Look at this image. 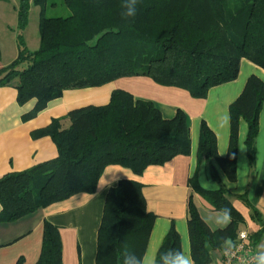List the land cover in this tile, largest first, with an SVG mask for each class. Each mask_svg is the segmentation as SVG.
Segmentation results:
<instances>
[{
	"label": "trees",
	"instance_id": "obj_1",
	"mask_svg": "<svg viewBox=\"0 0 264 264\" xmlns=\"http://www.w3.org/2000/svg\"><path fill=\"white\" fill-rule=\"evenodd\" d=\"M30 1L40 6V45L30 51L19 35L17 56L0 67V86H13L19 104L35 99L24 119L35 117L64 90L100 87L120 77L147 76L202 98L209 88L237 77L240 58L264 69V0H138L137 14L128 20L122 17L124 0H63L70 9L64 17L45 16L47 0H17L21 30L27 24ZM243 85L228 107L224 156L216 152L215 134L206 122L199 125L196 153L215 159L231 181L236 177L239 121L244 119L247 125L244 138L252 162L264 102V82L258 76L249 75ZM160 114L150 100L113 89L107 103L70 109L30 132L33 137L48 135L57 155L0 176V222L79 192L93 193L107 165L140 174L148 165L187 154L186 114L180 109L169 119ZM211 174L216 178L213 170ZM191 185L215 210L227 208L231 214L227 226L212 229L192 199L187 202L192 257L196 264H212V251L221 248L224 238L236 237L241 214L224 187L209 191L194 180ZM142 194V185L133 179H120L108 189L95 236L94 264H119L117 256L125 247L137 255L145 251L155 215L145 207ZM42 225L41 249L34 264H60L58 228L46 220ZM176 232L172 227L165 233L162 250L181 248ZM14 264H23V258Z\"/></svg>",
	"mask_w": 264,
	"mask_h": 264
},
{
	"label": "crops",
	"instance_id": "obj_2",
	"mask_svg": "<svg viewBox=\"0 0 264 264\" xmlns=\"http://www.w3.org/2000/svg\"><path fill=\"white\" fill-rule=\"evenodd\" d=\"M1 54L0 46V67L9 64L17 56L5 58ZM240 59L237 77L209 88L202 98H192L185 89L165 87L147 76H127L100 87L64 90L59 97L49 100L35 117L28 119H24L23 115L33 108L35 99H29L21 105L17 102L13 86H0V176L11 171H24L55 157L57 149L53 140L48 135L33 137L30 132L47 125L51 118L65 116L70 109L107 103L113 89L127 90L135 98L150 100L159 109L160 115L167 119L172 118L177 109L182 110L187 116L190 138V151L187 154H177L163 164L148 165L140 174L121 165H107L98 182L104 177L110 186H101L96 182V189L91 194L79 192L15 220L0 222V264H14L19 257L23 258V264H34L41 249L44 220L58 228L60 264H94L95 236L104 196L118 180L128 177L142 185L145 207L155 215L145 249L154 250L165 233L173 227L179 234V246L190 250L186 220L189 198L212 229L221 227L214 222L219 211L193 190L191 180L209 191L224 187L232 205L241 214L238 230L250 232L256 245L264 242V102L259 109L252 162L248 158L244 138L247 125L244 119L239 121L235 180L227 178L229 183L225 184L226 176L215 159L196 153L199 125L204 120L215 134L216 152L220 156L226 154L230 103L241 92L249 75L254 74L264 82V69L248 59ZM211 170L216 178L212 176ZM213 251L216 254L215 257L212 255V264H216L222 247Z\"/></svg>",
	"mask_w": 264,
	"mask_h": 264
},
{
	"label": "clouds",
	"instance_id": "obj_3",
	"mask_svg": "<svg viewBox=\"0 0 264 264\" xmlns=\"http://www.w3.org/2000/svg\"><path fill=\"white\" fill-rule=\"evenodd\" d=\"M137 3L138 0H124L122 4L124 9L122 17L124 19L128 20L136 16ZM128 178L130 179V177ZM224 183H229L227 178H225ZM98 184L101 186H110L104 177L100 179ZM214 222L221 227L227 226L231 222L230 211L227 208L221 209ZM249 243L247 232H240L235 240L230 237L224 238L221 246L224 257L223 264H233V261H237V264H264V242L257 244L254 252L250 256L239 255L241 249ZM162 249L163 240H161V243L154 250L146 248L140 255L125 247L118 254L117 260L119 264H196L191 251L185 249L183 246L178 250Z\"/></svg>",
	"mask_w": 264,
	"mask_h": 264
},
{
	"label": "rangeland",
	"instance_id": "obj_4",
	"mask_svg": "<svg viewBox=\"0 0 264 264\" xmlns=\"http://www.w3.org/2000/svg\"><path fill=\"white\" fill-rule=\"evenodd\" d=\"M17 0H0V46L5 58L13 57L18 53V36L26 49L33 51L40 45L38 20L40 6L30 1L28 20L21 30L18 28ZM47 17H64L70 15V9L63 0H47L44 5V13ZM16 56V55H15ZM216 251H212L215 257Z\"/></svg>",
	"mask_w": 264,
	"mask_h": 264
},
{
	"label": "built area",
	"instance_id": "obj_5",
	"mask_svg": "<svg viewBox=\"0 0 264 264\" xmlns=\"http://www.w3.org/2000/svg\"><path fill=\"white\" fill-rule=\"evenodd\" d=\"M240 232H247L248 233V240H249V244H246L245 247L243 249H241L239 255L241 256H244V255H247V256H250L255 248H256V244L254 243V240L252 238V234L244 229L242 230H238L237 234H236V237L234 238V240L237 238L238 234ZM219 259L216 261V264H223V260H224V257H223V253L221 251V255L220 257H218ZM233 264H237V261H233Z\"/></svg>",
	"mask_w": 264,
	"mask_h": 264
}]
</instances>
